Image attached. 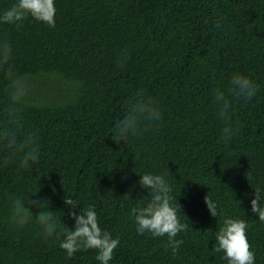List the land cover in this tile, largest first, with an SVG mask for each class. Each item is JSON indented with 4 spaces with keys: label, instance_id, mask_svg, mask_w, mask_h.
Returning <instances> with one entry per match:
<instances>
[{
    "label": "trees",
    "instance_id": "16d2710c",
    "mask_svg": "<svg viewBox=\"0 0 264 264\" xmlns=\"http://www.w3.org/2000/svg\"><path fill=\"white\" fill-rule=\"evenodd\" d=\"M15 3L0 0V14ZM54 3L52 26L0 22V264H99L94 247L59 246L74 225L65 195L119 238L109 264H227L214 250L224 217L246 221L264 264L250 204L255 192L264 203V0ZM235 74L254 96L236 94ZM33 146L39 159L25 164ZM149 172L187 224L178 247L136 231L130 209L151 199L139 185ZM46 208L51 237L37 219Z\"/></svg>",
    "mask_w": 264,
    "mask_h": 264
},
{
    "label": "clouds",
    "instance_id": "9594fccd",
    "mask_svg": "<svg viewBox=\"0 0 264 264\" xmlns=\"http://www.w3.org/2000/svg\"><path fill=\"white\" fill-rule=\"evenodd\" d=\"M55 3L54 0H16V3L0 14V22L16 23L26 15L43 21L52 26L55 24ZM233 90L237 95L249 99L256 94L257 88L253 81L246 75L235 74L231 81ZM224 98L223 92L216 93L217 101ZM227 108V102L224 103ZM223 110L221 115H223ZM230 135L229 130L223 133ZM39 159L35 146L25 153L24 163L37 162ZM139 185L147 189L151 199L143 206H133L130 213L134 218L135 228L138 234L150 233L153 237L167 236L169 242L179 246L182 241L176 239L179 232L187 228L177 215V207L173 204L172 186L165 176L154 173L139 175ZM206 205L212 216L216 215V204L207 195L204 197ZM36 204L37 201H32ZM64 203L70 206L69 215L74 220V225L63 233V239L59 246L65 250L68 256L73 255L77 248H96L95 258L99 264H109L113 258L114 249L119 244V238L113 237L107 229L103 228L97 221V213L94 205L88 203L80 207L78 211H71L78 204L70 195H65ZM251 212L257 218L264 221V203H261L260 196L255 192L250 201ZM41 203H39L40 207ZM180 208V207H179ZM37 219L43 227L45 236L51 237L57 232V220L54 212L49 208L40 210ZM246 221L224 217L221 226L216 232L214 245L215 251H223L227 264H255V253L250 250V244L246 236Z\"/></svg>",
    "mask_w": 264,
    "mask_h": 264
}]
</instances>
